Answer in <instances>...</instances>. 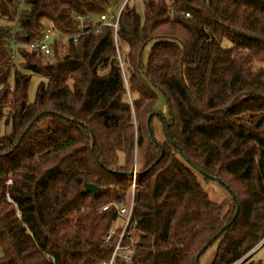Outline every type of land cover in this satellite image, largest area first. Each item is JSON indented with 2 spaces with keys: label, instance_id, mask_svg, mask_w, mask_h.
<instances>
[{
  "label": "trees",
  "instance_id": "obj_1",
  "mask_svg": "<svg viewBox=\"0 0 264 264\" xmlns=\"http://www.w3.org/2000/svg\"><path fill=\"white\" fill-rule=\"evenodd\" d=\"M110 1L0 0V264H107L136 154L130 264H236L264 239V0Z\"/></svg>",
  "mask_w": 264,
  "mask_h": 264
},
{
  "label": "built area",
  "instance_id": "obj_2",
  "mask_svg": "<svg viewBox=\"0 0 264 264\" xmlns=\"http://www.w3.org/2000/svg\"><path fill=\"white\" fill-rule=\"evenodd\" d=\"M187 17H190L189 14H186ZM80 21H83L82 17H79ZM101 25H110L107 23V19L103 18L97 26ZM61 34L56 31L52 27H47L44 30V33L41 37L37 38L36 40L32 41L28 44V49L32 51H37L43 55H50L52 52L51 43L56 39L60 38ZM80 35L74 37V42L76 43L79 39ZM14 46V42L12 46ZM136 168L133 170L132 175V198L128 204L120 203V202H112L102 208V210L106 211L110 207H115L118 210V216L121 221L120 227L121 231L118 233L119 237L114 246L113 254L111 259L107 264H113L116 257L122 258L126 263L130 264L133 262V255H134V245H135V226L136 221L134 219V195H135V188H136ZM118 222L113 223L112 227L110 228L105 241L109 242L113 235L116 233L118 229ZM129 237V242L125 244V238Z\"/></svg>",
  "mask_w": 264,
  "mask_h": 264
},
{
  "label": "rangeland",
  "instance_id": "obj_3",
  "mask_svg": "<svg viewBox=\"0 0 264 264\" xmlns=\"http://www.w3.org/2000/svg\"><path fill=\"white\" fill-rule=\"evenodd\" d=\"M127 1L128 0H126L123 3V0H111L107 6V11L109 12V15L113 16L114 14H117V20H118L119 16L121 15V12L124 8V5ZM135 4H136V9H137L138 13L141 15V17H143L144 7H143L142 2L138 1ZM19 12H20V8L17 11V14ZM101 20H102V18L96 19L95 25L97 26V24ZM8 24L9 23L6 20H3L0 18V26L1 25L4 26V25H8ZM13 25H15L17 27V18H16V22H14ZM64 52H65V50L62 49L61 53L63 54ZM118 53L120 55L119 50H118ZM119 58H120V62H121L122 67H124V63L122 62V58L121 57H119ZM22 62H23V58H21V56L17 55L16 63L20 64ZM43 80L44 79L42 77H40L36 74H31V82H30L29 93H28V100L30 103H33L35 101L38 87ZM129 100L131 101V97H129ZM162 106H163V112L166 113L167 112L166 104L163 103ZM5 128H6L5 125L2 123V125H0V134L5 133V131H7ZM137 165H138V155L136 154V158H135V161L133 163V170H134V168L137 169ZM206 188L208 189V191L210 193V198L215 202H222L223 200H226L230 197L228 192L225 189H223L222 187H220L219 185H217L216 183H212L209 187H207V185H206ZM131 195H132V189H131ZM263 241H264V239L261 242H263ZM216 248H217V243H214L213 245L208 247L207 250L201 255L200 260H199V264H212V261L215 257ZM253 260L256 264H264V246H262L257 251V253L253 257Z\"/></svg>",
  "mask_w": 264,
  "mask_h": 264
},
{
  "label": "water",
  "instance_id": "obj_4",
  "mask_svg": "<svg viewBox=\"0 0 264 264\" xmlns=\"http://www.w3.org/2000/svg\"><path fill=\"white\" fill-rule=\"evenodd\" d=\"M90 30V28L89 27H86V28H84V33H86V32H88ZM149 121H150V119H149ZM168 125V124H167ZM151 136V138H153V135L151 134L150 135ZM132 175H133V173H132ZM85 188H86V191H88V192H92V193H97L98 192V190H99V188L98 187H96L95 185H92V184H85ZM264 243V241L263 242H261L256 248H254L249 254H247L241 261H239V262H237L236 264H239V263H241L242 261H244L245 259H247L250 255H252L262 244ZM199 260V256L197 257V261Z\"/></svg>",
  "mask_w": 264,
  "mask_h": 264
}]
</instances>
